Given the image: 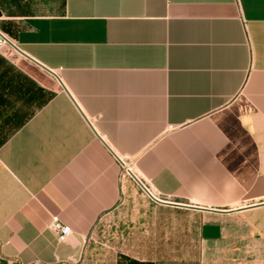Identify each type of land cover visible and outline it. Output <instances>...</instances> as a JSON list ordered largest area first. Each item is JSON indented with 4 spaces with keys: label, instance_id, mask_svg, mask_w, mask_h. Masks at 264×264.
Listing matches in <instances>:
<instances>
[{
    "label": "crops",
    "instance_id": "crops-1",
    "mask_svg": "<svg viewBox=\"0 0 264 264\" xmlns=\"http://www.w3.org/2000/svg\"><path fill=\"white\" fill-rule=\"evenodd\" d=\"M0 31L57 75L0 53V264H118L88 237L135 189L131 259L264 264V0H0Z\"/></svg>",
    "mask_w": 264,
    "mask_h": 264
},
{
    "label": "rangeland",
    "instance_id": "rangeland-1",
    "mask_svg": "<svg viewBox=\"0 0 264 264\" xmlns=\"http://www.w3.org/2000/svg\"><path fill=\"white\" fill-rule=\"evenodd\" d=\"M146 206H151L146 202L143 194L136 189L132 195L126 199V203L119 209L100 216L94 230L88 237V241L92 243H102L104 248L118 255V264H129L130 261H135L129 256L131 252H140L142 247H134L132 243L126 240L125 227L127 223L133 222V218L137 216ZM146 249V248H145ZM148 253L150 257L156 255L179 257L183 262H192L197 255V247L184 245L182 247H158L150 246ZM137 262V261H135ZM150 264H154L151 262Z\"/></svg>",
    "mask_w": 264,
    "mask_h": 264
},
{
    "label": "built area",
    "instance_id": "built-area-1",
    "mask_svg": "<svg viewBox=\"0 0 264 264\" xmlns=\"http://www.w3.org/2000/svg\"><path fill=\"white\" fill-rule=\"evenodd\" d=\"M18 50L19 49L14 45V43L6 35H4L0 31V53L1 52H5V53L7 52V54H9V55L17 54V53L20 54L19 53L20 50L19 51ZM50 75L52 77L57 78V75L54 72H51ZM122 165H123V163H122ZM123 168H124V174L128 175L130 173L128 168H125L124 165H123ZM145 195H148V194H146V192H145ZM49 228L56 234L57 240L59 242H65L72 233L71 229L68 226L62 225L59 222L57 216L51 217V222H50Z\"/></svg>",
    "mask_w": 264,
    "mask_h": 264
},
{
    "label": "water",
    "instance_id": "water-1",
    "mask_svg": "<svg viewBox=\"0 0 264 264\" xmlns=\"http://www.w3.org/2000/svg\"><path fill=\"white\" fill-rule=\"evenodd\" d=\"M19 51V50H18ZM19 53L24 56L26 59H28L30 62H32L33 64L37 65L39 68H41L42 70H44L45 72L51 74L50 70H48L47 68L43 67L42 65L38 64L37 62H35L33 59H31L30 57L26 56L24 53H22L21 51H19ZM131 176L133 177V179L136 181V183L141 187V189L146 192V194H148L150 196V194L147 192V190L142 186V184L131 174ZM151 197V196H150Z\"/></svg>",
    "mask_w": 264,
    "mask_h": 264
},
{
    "label": "trees",
    "instance_id": "trees-1",
    "mask_svg": "<svg viewBox=\"0 0 264 264\" xmlns=\"http://www.w3.org/2000/svg\"><path fill=\"white\" fill-rule=\"evenodd\" d=\"M129 264H150V263H138V262H135V261H130Z\"/></svg>",
    "mask_w": 264,
    "mask_h": 264
}]
</instances>
